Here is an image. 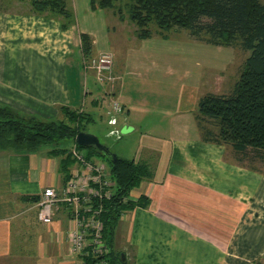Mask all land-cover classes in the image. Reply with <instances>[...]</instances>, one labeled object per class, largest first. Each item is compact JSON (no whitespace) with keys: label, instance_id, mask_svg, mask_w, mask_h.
I'll use <instances>...</instances> for the list:
<instances>
[{"label":"crops","instance_id":"0c3cea01","mask_svg":"<svg viewBox=\"0 0 264 264\" xmlns=\"http://www.w3.org/2000/svg\"><path fill=\"white\" fill-rule=\"evenodd\" d=\"M88 5L85 15L94 14L89 0ZM76 6L71 0L73 13ZM6 16L0 13V29L7 28L12 37L6 44L0 33V101L45 118L54 117L59 106L81 109L91 121L98 106L106 116L111 98L122 105L116 127L131 130L115 138L122 141L123 152L132 146L124 158L142 161L152 172L130 192L133 199L145 198L146 205L125 211L116 230L114 244L124 254L122 264H264V171L236 162L228 146L204 141L195 120L203 74L215 67L175 63L178 67L163 69L151 37L137 38L139 43L121 51L103 38L100 45L77 14L66 28L60 17ZM21 28L24 34L14 35ZM81 34L89 36L91 53L113 54L117 79L112 90L95 83L93 70L82 72ZM170 34L180 37L171 31L158 38L167 41ZM180 39L207 44L188 36ZM165 43L170 44L160 43L162 50ZM164 80L180 87L160 101L155 93L170 87L160 84ZM43 151L8 154L0 149V264H81L68 253L71 224L65 204L54 205L51 223L38 221L41 191L51 186L60 194L67 180L61 173L63 158Z\"/></svg>","mask_w":264,"mask_h":264},{"label":"trees","instance_id":"16d2710c","mask_svg":"<svg viewBox=\"0 0 264 264\" xmlns=\"http://www.w3.org/2000/svg\"><path fill=\"white\" fill-rule=\"evenodd\" d=\"M116 1L89 2L92 9H106L112 8ZM32 5L38 13L63 14L68 18L62 23L64 28L71 22V12L65 0H32ZM127 12L138 28V38L150 37V25L153 24L164 36L171 31L185 29L200 42L216 46L239 45L249 52L230 92H208L198 98L195 120L204 141L228 146L236 162L250 169L255 165L263 166L264 0H129ZM81 40L84 48L89 50V36L81 34ZM90 121L84 111L66 106L61 107L59 116L55 118H41L0 105V148L8 146L18 151H35L42 146H50V155L63 158L61 173L67 180L71 176L68 174L70 163L76 161L71 153L73 147L83 151L86 159L91 161L99 156L107 158L114 188L109 198L100 201L102 210L99 214L107 252L79 258L81 264H96L104 259L112 264H122L121 252H115L114 248L116 230L125 211L146 205L145 198L131 200L128 196L132 189L150 178L152 172L142 161L122 158L115 153L113 162L110 155L95 146L78 145L76 135L85 131L84 126ZM63 140L73 142L69 149L61 147ZM97 203L94 202L93 207ZM112 254L114 260L108 258Z\"/></svg>","mask_w":264,"mask_h":264},{"label":"rangeland","instance_id":"374dc122","mask_svg":"<svg viewBox=\"0 0 264 264\" xmlns=\"http://www.w3.org/2000/svg\"><path fill=\"white\" fill-rule=\"evenodd\" d=\"M66 6L68 8V11L71 12V23L73 22L74 15L77 14L79 18V24H81L84 27H88L91 30H93L95 37L98 39L99 44H102V38L103 41L106 43H109L110 46H112L115 50H122L123 47L128 46L129 44H132L133 42H140L137 38V26L135 22H133L127 12V3L129 0H118L114 4L112 8H106V9H99L97 8L95 13H88L86 14V9L89 11L88 7V0H76L77 4V13L72 12L71 8V0H65ZM90 1V0H89ZM90 4V2H89ZM0 13L2 15H17V17L21 15H33L36 17H44V18H61L63 22L67 21L68 18H66L63 14H52L49 11H44L42 13H38L34 11L32 0H0ZM7 20H8V18ZM62 22V23H63ZM7 23V22H6ZM61 23V27H62ZM8 24V23H7ZM9 25V24H8ZM64 28V27H62ZM66 28V27H65ZM150 28L152 30L151 38L148 40L151 42V45L156 49L153 50L154 55L157 56L156 60L160 62L161 65L168 66L169 64H173V67H178L175 63H182L183 66H187L188 68H191L194 66H199L202 64V66H205L208 64L209 67H215L214 69L207 70L203 74V85L201 87V90L204 91L202 94L208 93V92H216V94H225L232 90L235 82L239 78L240 71L242 69L243 63L245 58L248 56L249 52L243 50L239 45H232V46H216V45H207V44H201L196 43L191 40H183L182 38H189L195 39L192 36L188 34V31L185 29H178L177 32H179L180 37H175L173 35L166 36L167 41L162 40L158 38L159 33L158 29L155 27V25H150ZM24 28L16 29V32L14 35H17V37L24 34ZM0 33L6 35V44H9V37H12L10 31L6 28L5 30L0 29ZM158 33V34H157ZM171 33V32H169ZM168 34V33H167ZM162 42H170L169 46L166 45L167 49L162 50V46L160 43ZM171 45V48H169ZM78 48L80 53V64L82 66V72L86 73L88 70H93L94 77H95V83L99 86H102L100 82L97 80V74L96 69L93 67H90L89 65L92 63L93 59H98L100 57V54L106 51H100L97 54L91 53L92 46H90L89 50H86L83 46V41L81 40V35L78 38ZM108 52V51H107ZM3 54V52H2ZM112 57V65L110 66L109 73L105 72L102 75L105 78L106 82L108 80V75L112 77V80H108V91L112 90L113 87L116 85V75L113 73V54L110 52ZM184 58L183 61L180 59ZM155 59V58H154ZM191 64V65H190ZM198 64V65H197ZM87 66V67H86ZM89 66V67H88ZM195 68V67H194ZM196 71H193V74L195 75ZM153 85L157 86L158 84L153 82ZM160 84H167L170 85V87H164L166 90H163L161 93L157 91V93L160 95H157L155 93V97L160 98V101L162 99H167L171 96V93H177L178 90L175 89V87H180L179 85L175 84L171 80H164ZM83 92L88 93L89 88L87 87L86 81H83ZM204 86V87H203ZM163 87V86H161ZM86 90L84 91V89ZM167 93V94H166ZM178 96V94H176ZM115 99V98H114ZM112 98L109 100V105L107 111L110 109ZM120 103V101H119ZM0 105H4L7 107H11L13 109L18 110L21 113L27 114V115H36L41 118H45L39 114L36 113H30L28 111H25L21 108H18L17 106L11 105V103H8L6 100L2 99L0 101ZM88 106V105H87ZM105 106V105H104ZM120 106L122 108V105L120 103ZM61 107L59 106L57 108V114L54 117L59 116ZM84 107V106H83ZM87 108V107H86ZM106 111V116L104 114V109L101 106H98L95 110H93L94 113V120L90 121L84 126V130L88 133L95 134L99 140L108 145V147L112 150L113 153L116 154H122L124 157H128L131 152L132 146H125L126 150L125 152L121 151L124 147L121 140H117L115 136H107L109 129L112 128V126L106 125V119L108 117ZM122 112V111H121ZM119 112L118 114H120ZM104 135H106L107 138H105ZM70 144L72 145L73 142L69 140H63L60 145L61 147L69 148ZM4 147V146H3ZM1 147L0 149H2ZM51 147L50 146H42L39 149H37V152H42L44 149L48 151ZM36 151V150H35ZM4 153L8 154H24L28 153L29 151H18L16 149H11L7 146V148L4 147L3 149ZM44 152V151H43ZM45 155V154H44ZM95 161L102 162L107 168L109 166V161L104 156H99L95 158ZM74 165L76 166V161L70 163V167L68 169V174L70 175L73 171ZM255 168L259 169L256 170L260 173L264 171V165H255ZM59 176V175H57ZM70 227L72 226V218L69 216ZM115 252H118L120 250V247L115 245ZM69 250V245H68ZM121 252V251H120ZM116 255V254H115ZM76 257H79L77 255H74ZM121 256V253H120ZM80 259V258H79ZM111 259H115L114 257ZM106 261L109 264H112L111 261H107V259L101 260Z\"/></svg>","mask_w":264,"mask_h":264},{"label":"built area","instance_id":"2783aa9c","mask_svg":"<svg viewBox=\"0 0 264 264\" xmlns=\"http://www.w3.org/2000/svg\"><path fill=\"white\" fill-rule=\"evenodd\" d=\"M111 65L110 52L101 53L100 57L93 59L89 65L96 69L97 80L102 86L108 85V80H112V77L108 75V80L104 82L105 78L102 75L105 72L109 73ZM121 111L119 101L112 98L110 109L107 111V123L112 126L107 133L109 136L120 137L121 132L116 124L117 115ZM71 153L76 159V167L65 182L61 193L58 194L55 188L47 186L37 198L38 221L44 224L51 223L54 205L57 202H62L69 210L73 221L68 230V253L79 257L106 253L107 248L102 237V223L99 219L102 210L100 201L112 195L114 182L108 168L102 162L86 159L84 152L75 147L72 148ZM128 198L136 200L130 195ZM94 202H98L95 207H93Z\"/></svg>","mask_w":264,"mask_h":264},{"label":"water","instance_id":"95a60500","mask_svg":"<svg viewBox=\"0 0 264 264\" xmlns=\"http://www.w3.org/2000/svg\"><path fill=\"white\" fill-rule=\"evenodd\" d=\"M130 130L131 127L128 125H123L120 128L121 133H127ZM76 143L83 147L95 146L98 150L104 152L107 155H110L113 162L116 159L115 153L111 152L110 148L107 145L103 144L95 134L88 133L86 131H80L76 135ZM120 259L122 261L124 260V254L121 253Z\"/></svg>","mask_w":264,"mask_h":264}]
</instances>
